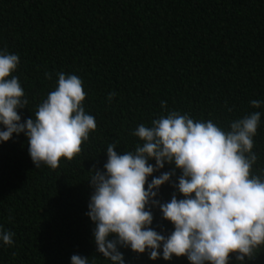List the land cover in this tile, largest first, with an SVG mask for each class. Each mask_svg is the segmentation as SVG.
<instances>
[{
    "label": "trees",
    "instance_id": "1",
    "mask_svg": "<svg viewBox=\"0 0 264 264\" xmlns=\"http://www.w3.org/2000/svg\"><path fill=\"white\" fill-rule=\"evenodd\" d=\"M0 50L20 60L12 75L28 100L17 110L21 122L35 118L64 73L82 80L83 106L97 125L81 152L62 157L55 169L35 167L23 133L0 143V227L14 233L11 245L0 241V264H70L72 255L111 264L97 251L86 215L94 192L89 179L104 171L108 146L135 151L143 144L133 135L137 127L171 111L225 131L261 112L250 174L264 178V104L251 105L264 101V0H0ZM174 168L166 163L153 176ZM180 174L176 169L172 180ZM174 192L166 183L157 199L168 202ZM151 211V227L170 235L171 222L158 206ZM119 250L125 264H190L186 256L152 261ZM235 255L229 264H241ZM245 264H264V245Z\"/></svg>",
    "mask_w": 264,
    "mask_h": 264
},
{
    "label": "clouds",
    "instance_id": "2",
    "mask_svg": "<svg viewBox=\"0 0 264 264\" xmlns=\"http://www.w3.org/2000/svg\"><path fill=\"white\" fill-rule=\"evenodd\" d=\"M19 63L18 55L0 50V143L23 133L35 167L43 162L55 169L62 157L72 160L81 152L97 126L83 106V82L76 75L58 73V86L37 107L35 118L21 122L17 110L28 100L12 75ZM262 104L251 101L253 108ZM261 115L253 112L236 119L225 131L211 120L194 121L171 111L151 121L150 127H137L133 135L143 144L135 151L118 154L116 145L108 146L104 171L95 170L89 179L94 192L86 215L95 224L97 251L111 264H125L121 246L147 253L152 261L186 256L190 264H229L230 254H236L245 264V258L264 245V178L250 174L257 160L253 137ZM153 159L154 165L149 163ZM166 163L175 168L153 176ZM176 169L181 173L178 182L172 180ZM166 183L176 192L161 203L157 197ZM157 206L174 226L170 235L151 227V208ZM13 235L0 227L3 244L11 245ZM70 264H89V259L72 255Z\"/></svg>",
    "mask_w": 264,
    "mask_h": 264
}]
</instances>
